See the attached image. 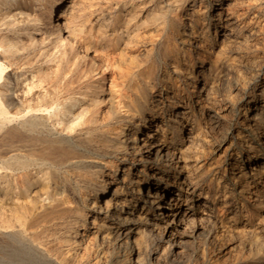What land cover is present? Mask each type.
Returning <instances> with one entry per match:
<instances>
[{
  "label": "bare ground",
  "instance_id": "6f19581e",
  "mask_svg": "<svg viewBox=\"0 0 264 264\" xmlns=\"http://www.w3.org/2000/svg\"><path fill=\"white\" fill-rule=\"evenodd\" d=\"M107 1L0 0V264H167L187 249L191 210L208 207L185 153L188 121L204 113L206 99L189 94L188 81L205 63L200 51L190 59L191 46L205 40L218 55L234 31L262 30L256 13L238 18L260 3L134 0L128 17L109 29L95 19L87 25L84 4ZM150 25L165 27L183 47L162 48L159 60L170 70L163 68L156 85L152 78L140 85L134 59L136 51L150 53L139 31ZM181 60L201 64L194 70ZM255 94L233 99L235 124H225L221 112L209 119L210 131L222 129L209 137L213 152L229 158L217 176L242 196L264 182V98ZM222 110L230 111L226 104ZM254 195L253 206L264 201V184ZM200 225L193 222V234L201 235Z\"/></svg>",
  "mask_w": 264,
  "mask_h": 264
},
{
  "label": "rangeland",
  "instance_id": "374dc122",
  "mask_svg": "<svg viewBox=\"0 0 264 264\" xmlns=\"http://www.w3.org/2000/svg\"><path fill=\"white\" fill-rule=\"evenodd\" d=\"M167 1L169 3H173L172 4L173 6H174V4L177 5V0H172V1L167 0ZM258 3H260L259 7L251 9L252 12H251V10L246 11L245 8H242L240 10V12L242 13L244 11V13L241 14V16L239 15L238 18H240L242 20L244 17V20L248 21L247 18L252 16V14L256 13L258 18L260 19V22H262L261 23L263 26L262 30L255 31L254 33L249 32V30L247 32L245 31V33H241V32L237 33L236 31H234L233 33L236 34V36H237L235 38L236 40L232 39L233 34L230 35L231 36L230 38L232 39V40L231 39L228 40V43L230 45L226 41L227 44L225 43L226 45H224L226 48L223 46V48H221L222 51H220V54H218V55H215V53H213V51L215 50L213 48V46H211V45L209 46V45L205 44V42H204L205 40L204 41L200 40L199 43L196 42L197 44L194 43V45H192L191 47L193 49L194 48H196V49H194L193 54H191L192 57H190V59L195 56V53L197 51H200L201 54L205 57V63H203V66L198 67V65H200L201 63H198L196 61H194V63L193 62L188 63L187 60H183V61L181 60V63L183 66H190V64H193L192 67L194 68V70L197 69L196 67L201 68V69H202V67H204V71L202 73H199V74L196 73V78L190 79L188 81V82H191L193 85L192 87L189 88V94L195 96V95H198L199 93L203 92V94L206 96V99L203 101V106H204L203 112L204 113H202V114L199 113L200 115L196 116L197 120L195 122H192L191 120L188 121V123L193 126V129H192L191 134L189 135L190 137H188V139L185 141V145L188 148L185 153H186V159H188V157L190 158L187 160V162L189 164L188 170H189V173H191V174H189L190 175L189 176L190 181L194 184V189L196 192H199L203 196H206V200L208 202L207 203L208 207L206 208L204 213L198 212V210L194 209V208L191 210V211H194L195 214L193 216H191V219H190V221H189V223L185 229L186 236H188L185 239L186 241L184 240V242H186L185 246L187 247V249H186L185 253L183 252L180 255H175V256H171V257L169 256V258L166 260L167 264H180V263H184V262H187L190 264H208V263L209 264H264V247H263L264 246V243H263L264 242V213H263L264 212V201L262 203L256 205V206L252 205V201L255 198L254 192L261 190L262 184H264V182H262V183L252 182L250 185V188L254 192L245 193L244 196L239 194V191L241 190L240 187L233 188L234 190L231 187L224 188L222 180H219L217 173L223 171L224 166H225L224 163H226L229 158H228V156L225 157L223 154H221V152H217V153L213 152V145H212L213 143L211 141H209V139H210L209 137L214 136V134L216 136H218L219 133L222 131V129L220 127L221 125L216 127L215 129H211V131H210V128L212 127L211 122L209 120L211 118L210 116L216 114V112H218V113L221 112L222 120L224 121V123L226 122L225 124H235V121L240 116L237 108H235V106H234V103L237 99H243L244 101H246L249 99L252 92L256 93L255 94L257 97L256 101H260L262 98H264V90H262L264 88L261 87L262 86L261 85L262 79L264 78V0H258ZM92 5L93 6H91L90 3L84 4L83 10L85 11V16L87 15L85 17L86 21L91 17L89 19V21H87V25L90 26L91 23L93 24L95 22L99 23V24L102 23L101 25H102V27L103 26L105 27V28L103 27L104 29H106L107 26L109 29L112 26V24L116 23L117 18L125 19L126 16L128 17V14L130 13L129 11L131 10V8H134V0H131V1L130 0H111V1L108 0L106 3H104L103 8L101 7L102 9L100 7H97L94 4H92ZM108 6L109 7L111 6V7L109 8ZM92 9H93V11H92ZM90 11L92 13L93 12H95V13L92 14ZM118 11H119V13H118ZM101 12H103V13H101ZM101 14H102V16H100ZM108 15H109V17H108ZM115 16H116V18H115ZM93 19H95L94 20L95 22L93 21ZM97 20H98V22H97ZM151 26L152 25H150L149 28L148 27H144V28L141 27V29H139L140 32L147 33V35L145 36V39L142 42H145V43H143L144 45H146V44H147V46L150 45L149 47L151 48V50L149 51L150 53L147 56H146L145 52H143L142 50L136 51L137 54H136L135 59H134V67H135L134 70H138L139 72L137 71V74H136V72H134V81H136V83H138L140 85L143 84V82L146 80L145 78H149V79L152 78L151 81L156 85L158 80L160 79L161 72L164 70L163 68H165V71L170 70V65L163 67L164 66L163 61L161 62L159 60V54H160V50L162 48H171L173 46V44L175 45V43L177 45H179V47H183V44L180 42V40L177 37H175V35H173L171 33V31H169L165 27L156 26V25H153L152 27ZM153 29H155V30L152 31ZM157 31H158V35H157ZM151 32H152V34H150ZM155 33H156V35H155ZM148 39H149V41H148ZM169 39L171 41H169ZM250 41L253 43H251ZM247 42H248V44H247ZM257 42H259V43H257ZM152 43H154V44H152ZM240 43H242V44H240ZM217 44H218V42L215 45H217ZM201 45H203L204 47L202 46L203 47L202 48ZM231 47L234 50H232ZM142 48L143 47L141 46L138 49H142ZM224 50H226V52ZM248 51L250 54L247 53ZM228 53H229V55H228ZM235 53H236V55H234ZM137 55H138V57H137ZM217 57H218V59H217ZM257 58H259V59H257ZM154 60L156 62H154ZM172 61H173V59H171V62ZM215 61H217V62H215ZM226 62H227V64H226ZM243 62H245V63H243ZM154 64L156 67L154 66ZM231 65H233V68H230V67H232ZM146 67L149 70H146ZM152 67H153V69H152ZM229 69H231V71ZM150 72H151V74L148 77L146 76V74H144V73H150ZM184 72H185V70H184ZM239 72H240V74H238ZM135 74L137 76H135ZM237 75H238V77H237ZM245 76H246V78H245ZM136 77L138 78V80ZM220 78L223 80L221 81ZM140 79H141V81H140ZM176 79H177V81H180V79H178V78H176ZM174 82H176V81H174ZM231 83H232V85H230ZM238 86H239V88H238ZM208 88L209 89L212 88V89L209 91ZM229 88L231 90H229ZM258 92L261 94H259ZM231 93H233L232 94L233 96L231 95ZM214 96H215V98H214ZM225 96H227V97H225ZM212 97L214 98L215 102H213ZM224 97L227 99H225ZM219 98H221V99L219 100ZM233 99H236V100H233ZM225 104L229 106L230 111H228V112L224 111L223 112L222 106L224 107ZM198 134H200L201 137ZM202 135L204 137H202ZM194 136H195V138H194ZM199 138H200V140H199ZM206 138H207V140H206ZM190 141H191V143H190ZM206 141H208L209 143ZM196 142H198L199 144ZM200 142H201V144H200ZM197 144H198L197 147L199 149L196 153L197 147H195L194 145H197ZM188 146H190V147H188ZM202 152H203V154H202ZM198 153H200V154H198ZM197 155H198V157H197ZM224 160H226V162H224ZM192 165H193V168H192ZM196 181H197V183H195ZM251 181H253V180H251ZM205 189H207V190H205ZM260 195H262V193H260ZM0 201H2V200L0 199ZM0 204H2V202H0ZM196 218H198V219H196ZM204 218L207 220H204ZM213 219H215V220H213ZM217 220H219L220 223H219V221L217 222ZM193 222L201 224L200 225L201 226V231H200L201 235L199 234L197 236L198 233H195V234L192 233L191 229H193V227H192ZM202 223H203V225H202ZM225 223H226V225H225ZM239 226H241V228H239ZM250 226L252 228H247ZM219 228H220V230H219ZM217 229H218V232H217ZM228 229H230V231ZM223 237H224V239H223ZM236 238L237 239L239 238V239L237 240ZM207 246H209V247H207ZM200 247H202V248H200ZM178 256H180V257H178ZM192 260H193V262H192ZM210 262H212V263H210Z\"/></svg>",
  "mask_w": 264,
  "mask_h": 264
}]
</instances>
